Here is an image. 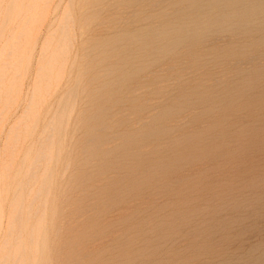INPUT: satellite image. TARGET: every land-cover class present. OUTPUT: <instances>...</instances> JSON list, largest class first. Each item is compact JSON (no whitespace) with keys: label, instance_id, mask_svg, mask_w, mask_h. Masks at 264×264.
<instances>
[{"label":"rangeland","instance_id":"1","mask_svg":"<svg viewBox=\"0 0 264 264\" xmlns=\"http://www.w3.org/2000/svg\"><path fill=\"white\" fill-rule=\"evenodd\" d=\"M13 1L0 0V14H4L9 10L8 8L11 6L9 3L11 2L12 8ZM23 1L20 2L23 3ZM38 1H45V3L40 2L37 6L38 3L36 4L33 0L34 5L31 0H25V5L28 4L27 7L24 6L25 8H23L20 2H15L18 6L15 5L18 8L20 7L19 10L23 8L25 13V9L29 6L36 9V11L37 7L40 10L37 13L34 12L38 16L39 26L43 27L41 28V40L39 39V42H41H38L37 46V55L41 54L40 56H43L42 60L40 57V67L42 69L45 67V69L40 76L44 75L45 77H43V80L40 76L34 78L38 60L32 62L29 60L28 62L30 56L28 54L23 64L28 67L33 63V65H30L31 69L29 68L32 73H28V70L26 72V68L22 64L20 72L22 70L23 79L20 80L17 77L18 79L16 78L17 81H15L19 85L16 82L14 84L15 87H22V89L17 88L20 95H18V91L14 86H11L10 91L5 87L2 90L0 89V98L5 99L6 105L5 107L3 105L4 100L0 99V102L2 101L0 113L5 109L0 114V215H2L0 216V227L2 226L0 228V247H3L0 248V264H21L22 259H25L22 264H35L36 261L38 264H264V33L256 30L262 27L251 26L249 29L246 28L235 33L196 35L192 39L182 40L176 45L171 44L169 47H164L161 42L152 38L155 36L153 32L157 33L156 31L165 30L163 27L169 25L180 24L179 26H181L189 21L191 14L186 15L187 12H185L188 7L186 1L189 0H169V3L167 0H163V2H161L162 0H153V2L152 0H72V2H68L71 0H62V4L60 0H47L48 3L46 0H36V2ZM193 1L201 2L203 0ZM57 2L63 6L58 7ZM157 2H159V5ZM70 3L71 5L73 3V5L71 6ZM137 3L139 5L135 6ZM149 3L154 6L156 3L154 8L158 7V9L156 8L157 11L150 7ZM17 7L13 8L16 9L15 11L7 12L8 15L5 13L6 17L2 14L4 19L0 16V28L9 24L10 20L12 24V18L18 15V12H16L19 11ZM41 8L46 14L41 11ZM112 8H116L115 10L118 11L119 16L114 13L116 11H113ZM181 8L183 12H181ZM45 9H47V12ZM80 9L82 10L81 13L85 12L83 14L85 17L81 15ZM176 9L179 10V12H176L177 14L174 13ZM143 10L145 11L142 12ZM52 11H56V14ZM128 13L131 17L130 15L127 16ZM139 13L140 15H138ZM9 14H13V17ZM121 14L126 16L123 17ZM81 16L87 20L81 19ZM111 16L116 18L113 19ZM132 16L135 18L132 19ZM64 17L63 22L65 23L62 22L61 26L59 24ZM7 18H9V21ZM107 18L112 19V22L109 19L108 22ZM141 18L143 20L139 22ZM46 19L49 21L47 22ZM41 20L44 22L43 25ZM127 20L128 22L132 21L133 26L131 23L126 24ZM1 21L3 22L1 23ZM134 21L137 24H134ZM52 22L54 23L52 24ZM228 22L232 24L234 19H228ZM105 23L109 24L104 27ZM139 23L141 28L138 25ZM114 24L117 25L114 27L112 26ZM49 25L52 26H50V29L53 30L50 33L53 36L47 33ZM110 25L111 28H109ZM58 26L60 27L57 29ZM102 26L103 28H101ZM117 28H119L118 31ZM44 30L46 31L44 32ZM55 30L59 34L54 33ZM119 30L121 31L119 32ZM104 31L106 34H104ZM98 33L99 35H97ZM136 35H143V37L141 40L140 38H131ZM247 36L250 39L246 38ZM43 39L48 40L44 41ZM126 39L129 46L123 43ZM47 41L52 42V44H46ZM85 41H88L89 45ZM58 43L61 45L59 46ZM132 47H135V50ZM41 48H43V51ZM126 49L130 52L129 54ZM200 49L202 50L200 51ZM44 51L48 53H42ZM152 51L156 52L153 53ZM143 52L145 55L141 54ZM117 55L120 58H117ZM50 57L51 59H49ZM158 57L162 58L159 59ZM53 59H56V62ZM50 60L53 62L51 61V63ZM27 62L29 64H26ZM46 63L47 67L45 66ZM59 63H63L62 66ZM51 64L55 66L51 67ZM88 64L90 65L87 67ZM58 66L60 67L58 68ZM53 67L55 71L52 70ZM61 67H63L62 72L59 70ZM90 69L91 71H89ZM154 69L156 70L154 71ZM148 71H150L149 74ZM53 72H56V75ZM125 72L127 73L125 74ZM192 72H195V75L189 74ZM82 73H87L88 76L86 74L83 77ZM28 74L29 79H26ZM71 74L72 76H70ZM105 74L108 76V80ZM75 75L78 76V79ZM101 76L104 78H101ZM31 77L33 78L30 79ZM53 82L54 86L52 85ZM179 82L182 83V87ZM76 83L78 84L76 85ZM72 90L75 94L70 93ZM11 91H14L15 94ZM5 92L9 97H5L4 94L1 95ZM65 92L66 95H63ZM143 92L146 93L143 94ZM73 95L75 96L74 101ZM66 96L68 98L65 102L62 99L63 97L65 99ZM13 100L16 101H14L16 104ZM35 103H38L39 106H34ZM40 104L42 105L40 106ZM124 104L127 107L123 106ZM127 104L131 106L128 107ZM67 105L69 108L72 107L73 110L69 109ZM8 106L9 109H6ZM153 106H155V109ZM109 107H111L110 110ZM59 109L66 116L63 117ZM120 112L123 113L120 114ZM250 112L251 114H249ZM22 114H26L25 118ZM127 115L129 116L127 117ZM123 117L125 118L121 119ZM104 119L105 122H103ZM119 119L121 120L118 121ZM35 120L38 124L35 123ZM140 121L142 123H139ZM48 122H51V124ZM34 123L36 126L31 128ZM129 123H132L133 125H131L134 128ZM55 124L58 125V128L54 127ZM128 124L129 126H127ZM48 125H53V127ZM28 126L31 129L27 128ZM59 128L60 130H58ZM53 131H56L57 135ZM27 133L29 136H27ZM58 135L60 136L58 137L59 140H54ZM156 135L160 136L157 137ZM61 137L66 139L64 138L63 141ZM182 138L183 141H181ZM39 140L41 146L38 144ZM101 146L104 147L105 151ZM29 147L34 151L30 150ZM106 147L107 149H105ZM40 149L45 150L44 154ZM56 150H58L57 153H55ZM108 150L111 152H108ZM108 153L110 155H107ZM35 156L40 159L36 160ZM48 157H50V160ZM28 159L29 161L32 159L33 165L36 163V166L34 165L36 168L32 166V162H29ZM55 160H58L57 164ZM22 166L23 168H21ZM31 166L33 168L31 170L34 171H28ZM37 167L41 170L38 171ZM23 171L25 172L23 173ZM29 172L32 176L29 180V182L31 181V187L29 182H24L29 178ZM35 172L39 173L36 174ZM49 174L51 177L48 176L47 179ZM45 176L46 179H43ZM10 182L13 185L16 182V188ZM21 182L22 186L19 185ZM40 182L43 183L40 184ZM21 187H25L23 189L25 198L23 196L19 197L22 194V190H19ZM17 188L19 189L17 190ZM6 190H8V193ZM25 190L29 194L27 191L26 194ZM33 192L37 195V198H35L36 195ZM42 192L44 195H42ZM12 193L16 196H11ZM45 195L47 197H44ZM29 200H31V203L28 202ZM12 202H15L17 206ZM28 204L30 208H26ZM11 210L13 212L10 214ZM12 216L16 217L13 218ZM8 217H11V219ZM17 217L18 219H16ZM8 221L10 223L14 221L15 223L13 222L14 225H11ZM40 221H43V223ZM30 227L31 229H29ZM37 227H40L39 230ZM22 230L27 231L23 233ZM20 231L21 234H19ZM19 235L21 238H19ZM23 235L27 242L22 243L24 241ZM13 238L16 242L19 239L21 242L16 243ZM31 239L33 241H30ZM29 241L32 242V248H30ZM8 243L12 246H9ZM22 246L24 250L21 249ZM25 249L27 250L25 251ZM21 250L24 255L21 254ZM29 251L31 253L28 255ZM3 253H6L7 257ZM38 253H41V255ZM27 256L28 258H26ZM4 257L8 259H4ZM26 260L30 261L27 262Z\"/></svg>","mask_w":264,"mask_h":264},{"label":"bare ground","instance_id":"2","mask_svg":"<svg viewBox=\"0 0 264 264\" xmlns=\"http://www.w3.org/2000/svg\"><path fill=\"white\" fill-rule=\"evenodd\" d=\"M8 1V0H7ZM13 1V0H12ZM20 1H22V0H20ZM20 1H18V2H20ZM30 1V0H29ZM36 4L38 3V5L37 6H39V3L40 2H44L45 3V1H38V2H36V0H33ZM47 1V0H46ZM49 1V0H48ZM48 1H47V3H48ZM52 1V0H51ZM53 1H58V0H53ZM61 1L62 0H60V3H61ZM63 1H65V0H63ZM89 1V0H88ZM97 1V0H96ZM150 1V0H149ZM166 1V0H165ZM169 0H167V2H168ZM171 1V0H170ZM169 1V2H170ZM4 2V1H3ZM2 2V3H3ZM15 2H17V1H13V7L11 8V6H12V2L11 3H9V5H11L8 9V11L7 12H9L10 11V13H11V11L13 10V11H15L16 9H13V8H15V7H17L18 5H17V3H15ZM31 2H32V0H31ZM34 2H32V4L34 3ZM68 2H72V0L71 1H68ZM67 2V3H68ZM76 2V1H75ZM94 2V1H93ZM139 3H140V1H138ZM148 2V1H147ZM152 2H153V0H152ZM161 2H163V0L161 1ZM168 2V3H169ZM175 2V1H174ZM4 3H6V2H4ZM3 3V4H4ZM27 3V2H26ZM51 3V2H50ZM58 3V7L59 6H63V5H61L59 2H57ZM159 2H157V4H158ZM171 3H173V2H171ZM17 6H16V5ZM20 4H21V6L23 7V8H25L24 6H26V5H28V4H26L25 5V0L23 1V3L22 2H20ZM19 4V5H20ZM31 4V5H32ZM115 4V3H114ZM119 4V3H118ZM135 4V3H134ZM142 4V3H141ZM150 4V3H149ZM183 4V3H182ZM186 4L188 5V7L186 8V11L185 12H187L186 13V15H189V14H191L190 15V20L189 21H186L185 23H183L181 26H179V25H176V24H174V25H169V26H166V27H163L165 30H159V32L158 31H156L157 33H155V32H153V34L155 35L154 37H152V38H154V39H156V41H158V42H161L162 44L161 45H163L164 47H169L171 44L172 45H176V44H178L179 42H181L182 40H189V39H192V37H194V36H196V35H200V36H203V35H214V34H217V33H222V34H224V33H235L236 31H242L243 29H246V28H251V26H261L262 28H258V29H256L257 30V32H260V33H264V0H203V1H201V2H195V1H193V0H189V1H186ZM34 5V4H33ZM43 5V4H42ZM45 5V4H44ZM47 5V4H46ZM68 5V4H67ZM70 5H71V3H70ZM72 5H73V3H72ZM71 5V6H72ZM105 5V4H104ZM112 5H113V3H112ZM121 5V4H120ZM137 5H139L138 3L135 5V6H137ZM159 5V4H158ZM170 5H172V4H170ZM175 5V4H174ZM4 6H5V4H4ZM69 6V5H68ZM117 6V5H116ZM125 6H126V4H125ZM130 6V5H129ZM133 6V5H132ZM141 6V5H140ZM140 6H138V7H140ZM149 6V5H148ZM155 6H156V3H155ZM153 4H150V7H155ZM166 6H168V5H166ZM27 7V6H26ZM44 7V6H43ZM51 7H52V4H51ZM111 7V6H110ZM117 7H119V6H117ZM162 7L164 8V10H165V7L162 5ZM0 8H1V6H0ZM23 8H22V10H19L20 9V7L18 8L17 7V9L19 10V11H16V12H18V15H16L15 16V18H12V24L10 23L11 22V20H10V22H9V24H10V27H9V24H7V22H6V24L7 25H3V27H1L0 28V89L2 90V88L3 87H5V88H8L7 90L8 91H10L12 88H11V86H14V84H16L17 82V80H16V78L18 77V78H20V80H22L23 78V74H22V70H21V72H20V69L22 68V66L23 67H25V64H23L24 63V61H25V59H26V57H28V54L30 55L29 57H28V62H29V60L32 62L33 60H38L37 61V65H36V69H35V75H34V78H38L40 75H41V72L45 69V67H44V69H42L41 67H40V61L42 60V57L43 56H40V55H37L38 53H37V46H38V42H39V39H40V36H42L41 35V28H43V27H41V25L39 26V22H38V16L34 13V12H38V11H40V10H38V7H37V11H36V9H34V8H31L30 6H29V8H26L25 9V11H26V13L23 11ZM36 8V7H35ZM46 8V7H45ZM90 8V7H89ZM104 8V7H103ZM122 8H123V6H122ZM130 8V7H129ZM134 8H136V7H134ZM157 9H158V7H156ZM156 8H154L155 10H156ZM170 8H173V7H170ZM11 9V10H10ZM43 8H41V11L42 12H44L43 10H42ZM53 9V8H52ZM58 9V8H57ZM92 9V8H91ZM101 9V8H100ZM109 9V8H108ZM113 9V8H112ZM116 9V8H115ZM115 9H113V11L115 10ZM128 9V8H127ZM144 9H145V7H144ZM151 9V8H150ZM166 9H168V8H166ZM175 9V8H174ZM4 10V9H3ZM46 10V12H47V9H45ZM51 10V9H50ZM55 10V9H54ZM107 10V9H106ZM135 10V9H134ZM152 10V9H151ZM155 10H154V12H155ZM160 10V9H159ZM158 10V11H159ZM181 12H183V9L181 8ZM81 9H80V13H81ZM93 11H94V9H93ZM95 11H96V9H95ZM116 11V10H115ZM128 11V10H127ZM126 11V12H127ZM145 10H143L142 12H144ZM153 11V10H152ZM157 11V10H156ZM172 11V10H171ZM175 11V10H174ZM2 12V11H1ZM7 12H5L6 14H7ZM50 12V11H49ZM53 12V11H52ZM70 12V11H69ZM99 12V11H98ZM107 12V11H106ZM105 12V13H106ZM111 12H112V10H111ZM118 11H116V12H114L115 14L117 13ZM132 12V11H131ZM137 12V11H136ZM147 12H148V10H147ZM176 12H179V10H177L176 9V11L174 12V13H176ZM5 13L3 14V15H5ZM13 13V12H12ZM15 13V12H14ZM13 13V14H14ZM26 14V16H25V14ZM33 13V14H32ZM54 14H56V11L55 12H53ZM57 13H58V11H57ZM71 13V12H70ZM73 13V12H72ZM79 13V14H80ZM122 13V12H121ZM129 13H130V11H129ZM127 14V16L129 17V15L130 14ZM133 13V12H132ZM148 13H150V11L148 12ZM153 13V12H152ZM2 14H0V16H1V18H3L2 17ZM13 14H9L10 16H12L13 17ZM16 14V13H15ZM44 14H46L45 12H44ZM43 14V15H44ZM67 14V13H66ZM65 14V15H66ZM69 14V13H68ZM74 14V13H73ZM73 14H71L72 16H73ZM83 14H85V12L84 13H81V15H83ZM86 14H87V12H86ZM103 14V13H102ZM115 14H112V15H115ZM118 14V13H117ZM116 14V15H117ZM123 14V13H122ZM121 14V15H122ZM126 14V13H125ZM124 14V15H125ZM134 14V13H133ZM143 14V13H142ZM160 14V13H159ZM164 14V13H163ZM177 14V13H176ZM179 14V13H178ZM8 15V14H7ZM40 15V14H39ZM49 15V14H48ZM64 15V16H65ZM71 15H69L70 17H71ZM115 15V16H116ZM124 15H122L123 17H124ZM138 15H140V13L138 14ZM147 15V14H146ZM167 15V14H166ZM170 15V14H169ZM172 15H174V14H172ZM185 15V14H184ZM184 15H182V16H184ZM50 16V15H49ZM51 16H52V13H51ZM50 16V17H51ZM54 16V15H53ZM61 16V15H60ZM59 16V17H60ZM68 16V17H69ZM84 16V15H83ZM117 16H119V14L117 15ZM126 16V15H125ZM143 16V15H142ZM5 17H6V15H5ZM42 17H44V16H42ZM42 17H41V19H42ZM85 17V16H84ZM84 17H82L81 16V19H83ZM88 17V16H87ZM121 17V16H120ZM128 17H127V19H128ZM130 17H131V15H130ZM144 17V16H143ZM151 17V16H150ZM156 17V16H155ZM172 17V16H171ZM178 17V16H177ZM10 19H11V17H9ZM9 18H7V20L9 21ZM47 18V17H46ZM53 18V17H52ZM51 18V19H52ZM58 18V17H57ZM61 18V17H60ZM111 18H113L112 16H111ZM116 18V17H115ZM115 18H113V19H115ZM126 18V17H125ZM133 18H135V17H133L132 16V19ZM148 18V17H147ZM154 18V17H153ZM167 18V17H166ZM176 18V17H175ZM179 18H180V16H179ZM178 18V19H179ZM4 19V18H3ZM14 19V20H13ZM50 19V18H49ZM59 19V18H58ZM68 19V18H67ZM85 19V18H84ZM99 19V18H98ZM109 18H107V20H108ZM118 19H119V17H118ZM123 19V18H122ZM144 19H145V17H144ZM151 19V18H150ZM150 19H148V20H150ZM154 19H156V18H154ZM154 19H152L153 21H154ZM187 19V18H186ZM228 19H234V23H232L231 24V22L229 23L228 22ZM6 20V19H5ZM43 20V19H42ZM41 20V21H42ZM47 20V22L49 21L48 19H46ZM57 20V19H56ZM61 20V19H60ZM63 20H65V17H64V19H62L60 22V24L59 25H61L62 24V22H63ZM71 20H72V18H71ZM85 20H87V19H85ZM110 20V19H109ZM109 20H108V22H109ZM126 20V19H125ZM136 20V19H135ZM141 20H143L142 18L140 19V21L139 22H141ZM172 20V19H171ZM44 21V20H43ZM42 21V25H43V22ZM51 21V20H50ZM111 22H112V19L110 20ZM114 21V20H113ZM122 21V20H121ZM137 21V20H136ZM173 21V20H172ZM182 21V20H181ZM181 21H179V22H181ZM185 21V20H184ZM3 21H1V23H2ZM67 22H68V20H67ZM84 22V21H83ZM87 22V21H86ZM85 22V23H86ZM104 22V21H103ZM102 22V23H103ZM110 22V23H111ZM114 22H116V21H114ZM144 22V21H143ZM151 22V21H150ZM150 22H148V23H150ZM168 22V21H167ZM176 22V21H175ZM41 23V22H40ZM54 22H52V24H53ZM57 23H59V22H57ZM63 23H65V22H63ZM84 23V24H85ZM102 23H101V25H102ZM122 23V22H121ZM128 23H133L132 21L131 22H128V20H127V23L126 24H128ZM163 23V22H162ZM171 23V22H170ZM178 23V22H177ZM4 24V23H3ZM67 24V23H66ZM68 24H69V22H68ZM82 24V23H81ZM83 24V25H84ZM88 24V23H87ZM99 24V23H98ZM97 24V25H98ZM109 23H105L103 26L105 27V25H108ZM120 24V23H119ZM134 24H137L135 21H134ZM147 24V23H146ZM151 24H153L152 22H151ZM155 24V23H154ZM157 24V23H156ZM2 25V24H1ZM46 25V24H45ZM44 25V26H45ZM82 25V26H83ZM89 25V24H88ZM91 25V24H90ZM117 24H114V25H112V26H116ZM121 25V24H120ZM123 25H125V24H123ZM139 26H140V23L138 24ZM149 25V24H148ZM50 26L51 25H49L48 26V30H47V33L48 34H51L50 32H52V30L53 29H50ZM54 26V25H53ZM62 26V25H61ZM65 26V25H64ZM99 27H100V24L98 25ZM103 26L101 27V28H103ZM119 26V25H118ZM126 26V25H125ZM132 26H133V24H132ZM138 26V27H139ZM143 26V25H142ZM144 26H145V24H144ZM52 27V26H51ZM60 26H58L57 27V29L59 28ZM123 27V26H122ZM46 28V27H45ZM98 28V27H97ZM108 28V27H107ZM109 28H111V25H110V27ZM108 28V29H109ZM140 28H141V26H140ZM73 29V28H72ZM95 30H96V28H94ZM93 29V30H94ZM118 29L119 28H117V31H118ZM122 29V28H121ZM130 29H131V25H130ZM152 29H153V27H152ZM157 29H158V27H157ZM46 30H44V32L46 31ZM62 30V29H61ZM66 30V29H65ZM67 30H68V27H67ZM66 30V31H67ZM99 30V32H101V30L100 29H98ZM113 30V29H112ZM107 31V30H106ZM111 31V30H110ZM113 31H115V30H113ZM112 31V32H113ZM121 30H119V32H120ZM122 31H124V30H122ZM131 31V30H130ZM143 31V30H142ZM151 31V30H150ZM246 31V30H245ZM102 32H103V29H102ZM105 32V31H104ZM112 32H110V33H112ZM116 32V31H115ZM115 32H113V33H115ZM131 32H135V31H131ZM6 33H8L7 35H6ZM54 33H58L57 32V30H55V32ZM109 33V34H110ZM112 33V34H113ZM117 33V32H116ZM260 33H259V35H260ZM59 34V33H58ZM61 34H62V32H61ZM68 34V33H67ZM101 34V33H100ZM103 34V33H102ZM104 34H106V32L104 33ZM108 34V33H107ZM52 35V34H51ZM50 35V36H51ZM55 35V34H54ZM97 35H99V33L97 34ZM152 35V34H151ZM234 35V34H233ZM53 36V35H52ZM58 36V35H57ZM59 36H61V35H59ZM128 36H129V34H128ZM145 36V35H144ZM227 36V35H226ZM253 36V35H252ZM63 37V36H62ZM61 37V38H62ZM121 37H124V36H121ZM125 37H126V35H125ZM143 37V35H136L135 37H131V38H137V39H139L140 38V40H141V38ZM217 37V36H216ZM44 38V37H43ZM54 38H56V37H54ZM65 38H67V37H65ZM87 38V37H86ZM130 38V37H129ZM128 38V41L130 40ZM196 38V37H195ZM208 38V37H207ZM213 38V37H212ZM246 38H249L248 36L246 37ZM260 38V37H259ZM52 39H53V37H52ZM51 39V40H52ZM59 39H60V37H59ZM72 39V38H71ZM146 39H148V38H146ZM194 39V38H193ZM202 39V38H201ZM219 39V38H218ZM223 39H224V37H223ZM228 39V38H227ZM241 39V38H240ZM250 39V38H249ZM252 39H253V37H252ZM41 40V39H40ZM44 40V39H43ZM46 40H48V39H45L44 41H46ZM53 40H55V39H53ZM57 40H58V37H57ZM66 41L68 40V39H65ZM84 40V39H83ZM234 40V39H233ZM256 40V39H255ZM262 40V39H261ZM56 41V40H55ZM108 41V40H107ZM119 41V40H118ZM132 41V40H131ZM138 41V40H137ZM152 41V40H151ZM153 41H155V40H153ZM200 41V40H199ZM206 41V40H205ZM216 41H217V39H216ZM219 41V40H218ZM257 41V40H256ZM255 41V42H256ZM41 42V41H40ZM39 42V43H40ZM60 42V41H59ZM63 42V41H62ZM86 42V44L88 43V45H89V42L88 41H85ZM85 42H83V43H85ZM103 42V41H102ZM111 42V41H110ZM115 42H117V41H115ZM127 42V39H126V41L125 42H123V43H126ZM144 42V41H143ZM142 42V43H143ZM148 42V44H150V42L149 41H147ZM227 42V41H226ZM230 42V41H229ZM235 42V41H234ZM233 42V43H234ZM237 42V41H236ZM56 43V42H55ZM82 43V44H83ZM120 43V42H119ZM132 43V42H131ZM131 43H129V44H131ZM145 43H146V41H145ZM187 43H189L188 41H187ZM209 43V42H208ZM215 43V42H214ZM44 44V43H43ZM46 44H52V42H46ZM54 44V43H53ZM103 45H105L104 43H102ZM127 44V43H126ZM125 44V45H126ZM138 44V43H137ZM184 44H186V43H184ZM196 44V43H195ZM212 44V43H211ZM257 44V43H256ZM45 45V44H44ZM58 45L60 46L61 44H59L58 43ZM85 45V44H84ZM83 45V46H84ZM95 45V44H94ZM100 45V44H99ZM107 45V44H106ZM112 45V44H111ZM152 45V44H151ZM153 45H154V43H153ZM216 45V44H215ZM231 45V44H230ZM237 45V44H236ZM42 46V45H41ZM41 46H39V47H41ZM46 46V45H45ZM54 46H55V44H54ZM59 46H58V49H59ZM83 46H81V47H83ZM86 46V45H85ZM118 46V45H117ZM123 46V45H122ZM127 46H129L128 44H127ZM126 46V47H127ZM134 46V45H133ZM205 46V45H204ZM224 46V45H223ZM242 46V45H241ZM87 47V46H86ZM107 47H108V45H107ZM113 47V46H112ZM116 47V46H115ZM153 47V46H152ZM159 47V46H158ZM190 47V46H189ZM207 47V46H206ZM209 47V46H208ZM237 47V46H236ZM54 48V47H53ZM100 48V47H99ZM102 48V47H101ZM129 48V47H128ZM134 48V49H133ZM145 48V47H144ZM147 48H148V46H147ZM156 48H157V45H156ZM210 48V47H209ZM215 48V47H214ZM253 48V47H252ZM42 49V51H43V48H41ZM45 49V48H44ZM82 49V48H81ZM85 49V48H84ZM132 49L133 50H135V47H132ZM131 49V50H132ZM171 49V48H170ZM187 49V48H186ZM185 49V50H186ZM199 49V48H198ZM211 49V48H210ZM233 49V48H232ZM40 50V49H39ZM56 50H57V48H56ZM95 50H96V48H95ZM103 50V49H102ZM110 50V49H109ZM111 50H112V48H111ZM110 50V51H111ZM127 50V49H126ZM132 50V51H133ZM161 50V49H160ZM182 51H183V49H181ZM193 50V49H192ZM197 50V48L195 49V51ZM202 49H200V51H201ZM219 50V49H218ZM221 50V49H220ZM46 51H47V49H46ZM46 51H44V52H42V53H45ZM63 51V50H62ZM91 51V49L89 50V52ZM97 51V50H96ZM99 51V50H98ZM139 51V50H138ZM148 51H150V50H148ZM251 51V50H250ZM263 51V50H262ZM39 52V51H38ZM88 52V53H89ZM100 52V51H99ZM108 52V51H107ZM127 52H128V50H127ZM137 52V51H136ZM135 52V53H136ZM153 53H155L154 51H152ZM163 52H165V51H163ZM190 52V51H189ZM48 52H46V54H47ZM63 53H65L64 51H63ZM97 53V52H96ZM130 52H128V54H129ZM150 53V52H149ZM166 53V52H165ZM198 53V52H197ZM210 53V52H209ZM256 53H258L257 51H256ZM85 54V53H84ZM103 54V53H102ZM141 54H144V52L143 53H141ZM150 54H152V53H150ZM206 54V53H205ZM251 54H253V53H251ZM45 55V54H44ZM91 55V54H90ZM108 55V54H107ZM119 55V54H118ZM117 55V58L119 57ZM134 55V54H133ZM138 55V54H137ZM145 55V54H144ZM193 55V54H192ZM223 55H224V53H223ZM226 55H227V53H226ZM229 55V54H228ZM39 56V57H38ZM60 56V55H59ZM89 56V55H88ZM132 56V55H131ZM136 56V55H135ZM189 56V55H188ZM218 56V55H217ZM38 57V58H37ZM40 57H41V60H40ZM45 58H46V55L44 56ZM61 57V56H60ZM85 57V56H84ZM115 57V56H114ZM134 57V56H133ZM136 57H138V56H136ZM144 57V56H143ZM148 57H150V56H148ZM154 57V56H153ZM177 57V56H176ZM201 57V56H200ZM210 58H211V56H209ZM254 57V56H253ZM257 57V56H256ZM256 57H255V59H256ZM53 58V57H52ZM105 58V57H104ZM120 58V57H119ZM146 58V57H145ZM159 59L160 58H162V57H158ZM157 58V59H158ZM181 58H182V56H181ZM206 58V57H205ZM221 58V57H220ZM234 58V57H233ZM251 58V57H250ZM49 59H51V57L49 58ZM81 59V58H80ZM86 59H87V57H86ZM93 59V58H92ZM108 59V58H107ZM155 59V58H154ZM176 59H178V58H176ZM219 59V58H218ZM246 59V58H245ZM262 59V58H261ZM54 60V59H53ZM56 60V59H55ZM54 60V62H56ZM74 60V59H73ZM94 60V59H93ZM110 60V59H109ZM131 60V59H130ZM136 60V59H135ZM166 60V59H165ZM202 60H205V59H202ZM211 60H212V58H211ZM237 60V59H236ZM249 60V59H248ZM251 60V59H250ZM257 60V59H256ZM264 60V59H263ZM263 60H262V63H263ZM52 60H50V62H51ZM68 61V60H67ZM117 61H119V60H117ZM122 61V60H121ZM144 61V60H143ZM185 61V60H184ZM192 61V60H191ZM207 61V60H206ZM214 61V60H213ZM221 61V60H220ZM255 61V60H254ZM26 63V64H29V63ZM53 62V61H52ZM51 62V63H52ZM65 62V61H64ZM70 62V61H69ZM71 62H73V61H71ZM74 62H76V61H74ZM128 62V61H127ZM198 62V61H197ZM205 62V61H204ZM203 62V63H204ZM229 62V61H228ZM231 62H234V61H231ZM237 62V61H236ZM238 62H239V60H238ZM247 62V61H246ZM250 62H252V61H250ZM43 63V62H42ZM47 63H48V61H47ZM47 63L45 64V66L47 65ZM68 63V62H67ZM154 63V62H153ZM222 63V62H221ZM227 63V62H226ZM23 64V65H22ZM44 64V63H43ZM56 64V63H55ZM59 64H61V63H59ZM63 64V63H62ZM62 64H61V66H62ZM69 64V63H68ZM119 64V63H118ZM127 64V63H126ZM229 64V63H228ZM238 64V63H237ZM241 64V63H240ZM30 65H33V63L32 64H30ZM30 65H28V67L26 66L25 68H26V72H27V70H28V73L29 72H31V71H29L31 68V66ZM54 65V64H53ZM52 64H51V67L53 66ZM57 65H58V62H57ZM64 65H66V64H64ZM90 64H88L87 65V67L89 66ZM114 65V64H113ZM132 65V64H131ZM166 65V64H165ZM230 65V64H229ZM234 65H235V63H234ZM248 65V64H247ZM246 65V66H247ZM256 65H258L257 63H256ZM48 66V65H47ZM46 66V67H47ZM55 66V65H54ZM68 66V65H67ZM116 66V65H115ZM158 66V65H157ZM251 66V65H250ZM60 66H58V68H59ZM161 67V66H160ZM195 67V66H194ZM252 67V66H251ZM30 68V69H29ZM63 67H61L59 70H61ZM116 68V67H115ZM119 68V67H118ZM136 68V67H135ZM161 68H163V67H161ZM176 69H177V67H175ZM234 68H235V66H234ZM24 69V68H23ZM33 69V68H32ZM49 69V68H48ZM52 69V68H51ZM78 69H80V68H78ZM107 69V68H106ZM179 69V68H178ZM230 69H232V68H230ZM50 70V69H49ZM53 71H55V68L53 67V69H52ZM52 70H51V72H52ZM58 70V71H59ZM108 70V69H107ZM110 70V69H109ZM124 70H126V69H124ZM134 70V69H133ZM156 69H154V71H155ZM87 71V70H86ZM89 71H91V69L89 70ZM89 71H87V72H89ZM93 71V70H92ZM103 71V70H102ZM104 71H106V70H104ZM113 71V70H112ZM169 72H170V70H168ZM174 71H176V70H174ZM44 72V71H43ZM61 72H62V70H61ZM107 72V71H106ZM149 72L150 71H148V74H149ZM152 72V71H151ZM172 72V71H171ZM186 72V71H185ZM189 72V71H188ZM23 73H24V70H23ZM32 73V72H31ZM54 73V72H53ZM109 73H112V72H109ZM115 73H116V71H115ZM119 73H121V72H119ZM127 72H125V74H126ZM131 73V72H130ZM156 73V72H155ZM160 73V72H159ZM195 73V72H194ZM193 72L192 73H189V74H191V75H195ZM25 74V73H24ZM27 74V73H26ZM55 75H56V72L54 73ZM53 74V75H54ZM87 73H82V75H83V77H84V75H86ZM124 74V73H123ZM147 74V75H148ZM163 74V73H162ZM52 74L50 73V76H51ZM55 75H54V77H55ZM59 75H60V77H61V74H60V72H59ZM78 75V74H77ZM106 75V74H105ZM109 75V74H108ZM121 75V74H120ZM154 75V74H153ZM170 75V74H169ZM168 75V76H169ZM179 75V74H178ZM185 75H187V74H185ZM190 75V76H191ZM259 75H261L260 73H259ZM28 77H26V79H29V74L27 75ZM32 76H33V74H32ZM70 76H72V74L70 75ZM70 76H69V79H70ZM74 76V75H73ZM87 76H88V74H87ZM145 76V75H144ZM156 76V75H155ZM42 77V80H43V77H45L44 75L43 76H40V78ZM59 77V78H60ZM75 77L78 79V76H76L75 75ZM83 77H82V79H83ZM98 77V76H97ZM107 75H106V79H107ZM110 77V76H109ZM133 77V76H132ZM146 77V76H145ZM148 77V76H147ZM181 77V76H180ZM183 77V76H182ZM17 78V79H18ZM22 78V79H21ZM33 77H31L30 79H32ZM39 78V79H40ZM52 79H53V77H51ZM58 78V77H57ZM73 78V77H72ZM76 78H74V79H76ZM101 78H104V77H102L101 76ZM114 78V77H113ZM131 78V77H130ZM142 78V77H141ZM223 78V77H222ZM257 78V77H256ZM60 79H62V78H60ZM76 79V80H77ZM80 79V78H79ZM93 79V78H92ZM126 79V78H125ZM154 79V78H153ZM180 79V78H179ZM16 80V81H15ZM19 80V81H20ZM35 80H37V79H35ZM41 80V79H40ZM40 80H39V82H40ZM41 80V81H42ZM53 80H55V79H53ZM93 80H95V79H93ZM96 80H99V79H96ZM105 80V79H104ZM108 80V79H107ZM107 80H105L106 82H107ZM145 80H146V78H145ZM160 80V79H159ZM201 80V79H200ZM237 80H239V79H237ZM18 81V82H19ZM24 81V84H25V79L23 80ZM56 81H58V80H56ZM60 81V80H59ZM58 81V82H59ZM71 81V80H70ZM72 81L74 82V80L72 79ZM104 81V82H105ZM124 81V80H123ZM140 82H141V80H139ZM148 81V80H147ZM171 81H172V79H171ZM180 81V80H179ZM204 81H205V79H204ZM210 81V80H209ZM247 81V80H246ZM16 82V83H15ZM39 82L37 81V83L39 84ZM51 82V81H50ZM76 82V81H75ZM85 82V81H84ZM89 82V81H88ZM105 82V83H106ZM151 82V81H150ZM173 82H175V81H173ZM173 82H172V84H173ZM177 82V81H176ZM215 82V81H214ZM29 83V82H28ZM37 83H35V84H37ZM86 83H87V81H86ZM85 83V84H86ZM91 83V82H90ZM161 83V82H160ZM180 83V85H181V87L183 86L182 85V83L181 82H179ZM254 83V82H253ZM263 83V82H262ZM18 84V83H17ZM21 84V83H20ZM23 83H22V86L24 85ZM34 84V85H35ZM48 85H49V83H47ZM54 84V82L52 83V85ZM78 83H76V85H77ZM83 84V83H82ZM88 84V83H87ZM136 84V83H135ZM19 85V84H18ZM28 85V84H27ZM41 85H43V84H41ZM41 85H39V86H41ZM51 85V84H50ZM49 85V86H50ZM51 85V86H52ZM68 85H70V84H68ZM36 86V85H35ZM35 86H33V87H35ZM39 86H37V87H39ZM54 86V85H53ZM87 86V85H86ZM109 86V85H108ZM177 86H179V85H177ZM15 87V86H14ZM19 86H16L15 88H16V90H17V88H18ZM98 87V86H97ZM105 87H106V85H105ZM142 87V86H141ZM20 88V87H19ZM18 88V89H19ZM27 88V87H26ZM47 88V87H46ZM70 88V87H69ZM81 88V87H80ZM84 88V87H83ZM92 88V87H91ZM136 88V87H135ZM174 88V87H173ZM177 88V87H176ZM232 88V87H231ZM10 89V90H9ZM14 89V88H13ZM20 89H22V87L20 88ZM34 89V88H33ZM41 89H42V87H41ZM104 89V88H103ZM118 89V88H117ZM161 89V88H160ZM185 89V88H184ZM230 89V88H229ZM5 91H6V89H4ZM27 90H28V88H27ZM66 91H67V88L65 89ZM69 90V89H68ZM77 90V89H76ZM95 90V89H94ZM129 90V89H128ZM127 90V91H128ZM219 90V89H218ZM18 91V90H17ZM22 91V90H21ZM24 91V90H23ZM36 91H37V88H36ZM80 91V90H79ZM82 91V90H81ZM100 91V90H99ZM134 91H136V90H134ZM148 91V90H147ZM146 91V92H147ZM153 91V90H152ZM152 91H149V92H152ZM2 92H4V91H2ZM11 92H13L14 94H15V92L14 91H11ZM10 92V93H11ZM73 93V90L72 91H70V93ZM91 92V91H90ZM96 92V91H95ZM102 92V91H101ZM125 92V91H124ZM137 92H139V91H137ZM146 92H143V94H145ZM0 93H1V91H0ZM9 93V92H8ZM142 93V92H141ZM162 93H164V92H162ZM227 93H229V92H227ZM5 95V97L7 96V93L5 92V93H2L1 95ZM69 94V93H68ZM67 94V95H68ZM73 94H75V92L73 93ZM89 94V93H88ZM100 94V93H99ZM134 94H135V92H134ZM224 94V93H223ZM12 95V94H11ZM18 95H20L19 94V91H18ZM63 95H66V92H65V94H63ZM116 95V94H115ZM119 95H120V93H119ZM125 95H126V93H125ZM138 95H140V94H138ZM148 95H150V94H148ZM167 95V94H166ZM15 96V95H14ZM17 96V95H16ZM70 96H71V94H70ZM74 96V95H73ZM94 96V95H93ZM122 96V95H121ZM4 97V96H3ZM7 97H9V96H7ZM18 97V96H17ZM30 97H31V95H30ZM97 97V96H96ZM119 97V96H118ZM185 97V96H184ZM217 97V96H216ZM228 97V96H227ZM232 97V96H231ZM251 97V96H250ZM11 98V97H10ZM15 98V97H14ZM21 98V97H20ZM20 98H18V99H20ZM60 98V97H59ZM66 98H68L67 96L65 97V99H64V97H63V101H65L66 102ZM74 98H75V96L73 97V101H74ZM80 98V97H79ZM104 98V97H103ZM112 99L114 98V96L113 97H111ZM140 98V97H139ZM138 98V99H139ZM146 98V97H145ZM157 98V97H156ZM159 98V97H158ZM1 100H4V103H3V105H5V99H2V97L0 98ZM34 99V98H33ZM32 99V100H33ZM78 99V98H77ZM85 99V98H84ZM151 99V98H150ZM164 99V98H163ZM8 100V99H7ZM22 100V99H21ZM109 100V99H108ZM123 100V99H122ZM148 100H149V98H148ZM147 100V101H148ZM193 100V99H192ZM9 101V100H8ZM15 100H13V102H14ZM43 101V100H42ZM63 101H62V103H63ZM140 101V100H139ZM150 101V100H149ZM148 101V102H149ZM160 101H161V98H160ZM2 102V101H1ZM0 102V104H2ZM16 102V101H15ZM14 102V103H15ZM18 102H19V100H18ZM17 102V103H18ZM30 102V101H29ZM38 102V101H37ZM57 102V101H56ZM68 102V101H67ZM71 102V101H70ZM76 102V101H75ZM74 102V103H75ZM187 102V101H186ZM245 102V101H244ZM7 103V102H6ZM10 103V102H9ZM14 103H13V105H14ZM21 103H22V101H21ZM33 103V102H32ZM42 103V102H41ZM44 103V102H43ZM12 104V103H11ZM16 104V103H15ZM19 104V103H18ZM34 104V103H33ZM32 104V105H33ZM47 104V103H46ZM100 104V103H99ZM115 104V103H114ZM141 104V103H140ZM154 104H156L155 102H154ZM7 105H8V103H7ZM39 106V104L37 103H35V105L34 106ZM42 104H40V106H41ZM59 105H61V104H59ZM74 105V104H73ZM96 105H98V104H96ZM128 105V104H127ZM130 105V104H129ZM129 105H128V107H129ZM135 105V104H134ZM136 105H137V103H136ZM139 105V104H138ZM176 105V104H175ZM33 106V107H34ZM62 106V105H61ZM65 107H66V105H64ZM71 106V105H70ZM123 106H126L125 104L123 105ZM131 106V105H130ZM152 106V105H151ZM1 107V106H0ZM5 107H6V105H5ZM19 107V106H18ZM45 107V106H44ZM63 107V106H62ZM67 107L69 108V106L67 105ZM127 107V106H126ZM141 107V106H140ZM154 107V109H155V106H153ZM4 108V107H3ZM12 108V107H11ZM50 108V107H49ZM72 108V107H71ZM71 108H69V109H71ZM74 108V107H73ZM110 108L111 107H109V110H110ZM125 108V107H124ZM139 108V107H138ZM160 108V107H159ZM178 108V107H177ZM6 109H9V106H8V108H6ZM13 109V108H12ZM62 109V108H61ZM61 109H59V111H60V113H61ZM65 109V108H64ZM101 109V108H100ZM104 109V108H103ZM150 109V108H149ZM3 110V109H2ZM5 110V109H4ZM4 110H3V112H4ZM58 110V109H57ZM71 110H73V109H71ZM106 110V109H105ZM160 110V109H159ZM28 111V110H27ZM64 111V110H63ZM157 111V110H156ZM183 111H184V109H183ZM186 111V110H185ZM242 111V110H241ZM253 111V110H252ZM257 111V110H256ZM1 112V111H0ZM2 112V113H3ZM10 112V111H9ZM23 112H24V110H23ZM99 112V111H98ZM101 112V111H100ZM127 112H129V111H127ZM224 112V111H223ZM236 112V111H235ZM239 112V111H238ZM2 113H0V114H2ZM18 113H20V112H18ZM57 113V112H56ZM65 113H66V109H65ZM107 113H108V111H107ZM114 113H115V111H114ZM123 113V112H122ZM121 112H120V114H122ZM167 113V112H166ZM188 113H190V112H188ZM211 113V112H210ZM232 113V112H231ZM16 114V113H15ZM28 114H30L29 112H28ZM27 114V115H28ZM48 114V113H47ZM62 115L64 114L63 112L61 113ZM68 114V113H67ZM193 114V113H192ZM249 114H251V112L249 113ZM248 114V115H249ZM17 115H19V114H17ZM21 115V114H20ZM23 115V114H22ZM25 115L26 114H24L23 116V118H25ZM91 115H93V114H91ZM99 115V114H98ZM111 115V114H110ZM130 115V114H129ZM129 115H127V117L129 116ZM153 115V114H152ZM46 116H48V115H46ZM45 116V117H46ZM53 116V115H52ZM55 116V115H54ZM64 116H66V115H63V117ZM69 116V115H68ZM82 117H83V115H81ZM85 116V115H84ZM88 116V115H87ZM228 116V115H227ZM235 116V115H234ZM237 116V115H236ZM15 117V116H14ZM82 117H80V118H82ZM105 117V116H104ZM112 117V116H111ZM126 117V116H125ZM125 117H123V118H121V119H124ZM144 117V116H143ZM156 117V116H155ZM221 117V116H220ZM22 118V117H21ZM200 118V117H199ZM235 118V117H234ZM264 118V117H263ZM262 118V119H263ZM27 119V118H26ZM51 119H53V118H51ZM51 119H50V121H51ZM56 119V118H55ZM65 119V118H64ZM77 119V118H76ZM75 119V120H76ZM87 119V118H86ZM105 119H107V118H105ZM105 119H104V121L103 122H105ZM110 119H112V118H110ZM121 119H119L118 121H120ZM10 120V119H9ZM19 120H20V118H19ZM23 120V119H22ZM70 120V119H69ZM82 120V119H81ZM113 120V119H112ZM142 120V119H141ZM144 120H146V119H144ZM178 121H179V119H177ZM251 120V119H250ZM40 121H41V119H40ZM58 121V120H57ZM57 121H55V122H57ZM66 121V120H65ZM138 121V120H137ZM24 122H26V121H24ZM37 122V120H35V123ZM81 122V121H80ZM102 122V123H103ZM111 122V121H110ZM117 122V121H116ZM134 122V121H133ZM181 122V121H180ZM17 123V122H16ZM21 123V122H20ZM35 123H34V125H32V127L31 128H34L36 125H35ZM49 123V122H48ZM76 123V122H75ZM112 123H113V121H112ZM137 123V122H136ZM139 123H142L141 121L139 122ZM206 123V122H205ZM215 123V122H214ZM238 123V122H237ZM244 123V122H243ZM37 124H38V122H37ZM49 124H51V122L49 123ZM59 124V123H58ZM67 124V123H66ZM69 124V123H68ZM67 124V125H68ZM79 124V123H78ZM104 124V123H103ZM123 124V123H122ZM130 124V123H129ZM129 124L127 125V126H129ZM132 124V123H131ZM130 124V126L131 127H133L132 125ZM209 124V123H208ZM221 124V123H220ZM18 125V124H17ZM29 125V124H28ZM60 125V124H59ZM107 125V124H106ZM112 125V124H111ZM143 125V124H142ZM177 125V124H176ZM182 125H183V123H182ZM12 126V125H11ZM34 126V127H33ZM47 126V125H46ZM45 126V127H46ZM49 126V125H48ZM50 126H52L53 127V125H50ZM49 126V127H50ZM126 126V127H127ZM134 126H136V124H134ZM54 127H57L58 128V125L56 126V124L54 125ZM103 127V126H102ZM136 127H138V126H136ZM136 127H135V129H136ZM13 128H14V126H13ZM27 128H29V129H31L30 128V126H28ZM117 128V127H116ZM115 128V129H116ZM128 128V127H127ZM134 128V127H133ZM133 128H129V129H133ZM143 128V127H142ZM172 128V127H171ZM11 129V128H10ZM44 129H46V128H44ZM52 129V128H51ZM114 129V128H113ZM123 129V128H122ZM124 129H126V128H124ZM12 130V129H11ZM49 130V129H48ZM48 130H46V131H48ZM58 130H60V128L58 129ZM66 130V129H65ZM103 130V129H102ZM128 130V129H127ZM170 131H171V129H169ZM168 130V131H169ZM34 131V130H33ZM46 131H45V133H46ZM57 131V130H56ZM55 131V132H56ZM62 131V130H61ZM87 131H88V129H87ZM106 131V130H105ZM123 131V130H122ZM126 131V130H125ZM129 131V130H128ZM127 131V132H128ZM140 131H141V129H140ZM8 132V131H7ZM54 132V131H53ZM54 132V133H55ZM59 132V131H58ZM29 133V132H28ZM28 133H27V136H29L28 135ZM44 133V134H45ZM49 133V132H48ZM60 133V132H59ZM73 133V132H72ZM103 133V132H102ZM64 134V133H63ZM76 134V133H75ZM89 134V133H88ZM9 135V134H8ZM7 135V136H8ZM55 135H57L56 133H55ZM54 135V136H55ZM59 135H62V134H59ZM56 136V138L54 139V140H56V139H58L59 140V138L58 137H60V136ZM72 135V134H71ZM146 135V134H145ZM153 135V134H152ZM158 135V134H157ZM156 135V136H157ZM164 135V134H163ZM31 136V135H30ZM49 136V135H48ZM51 136H52V134H51ZM50 136V137H51ZM65 136V135H64ZM113 136H114V134H113ZM118 136V135H117ZM149 136V135H148ZM151 136V135H150ZM160 136V135H159ZM159 136H157V137H159ZM18 137V136H17ZM16 137V138H17ZM44 137V136H43ZM116 137V136H115ZM122 137V136H121ZM141 137V136H140ZM152 137V136H151ZM163 137V136H162ZM52 138V137H51ZM62 138V137H61ZM65 138V137H64ZM64 138H62L63 139V141H64ZM117 138V137H116ZM8 139V138H7ZM62 139H61V141H62ZM66 139V138H65ZM104 139V138H103ZM108 139V138H107ZM111 139V138H110ZM151 139V138H150ZM220 139V138H219ZM48 140V139H47ZM51 140V139H50ZM58 140H57V142H58ZM71 140H73L72 138H71ZM101 140V139H100ZM99 140V141H100ZM112 140H114V139H112ZM142 140H143V138H142ZM181 140V139H180ZM52 141V140H51ZM92 141H94V140H92ZM181 141H183V138H182V140ZM39 142V143H38ZM38 142H35V143H38L39 145H40V140L38 141ZM49 142V141H48ZM56 141H55V143H57ZM89 142V141H88ZM91 142V141H90ZM89 142V143H90ZM113 142V141H112ZM171 142V141H170ZM169 142V143H170ZM204 142V141H203ZM52 143H54L53 141H52ZM108 143V142H107ZM49 144H51V143H49ZM49 144H48V146H49ZM63 144V143H62ZM61 144V147L63 146ZM86 144V143H85ZM104 144V143H103ZM109 144H111V143H109ZM120 144V143H119ZM125 144V143H124ZM167 144V143H166ZM170 144H172V143H170ZM183 144V143H182ZM187 144V143H186ZM213 144V143H212ZM56 145V144H55ZM105 145V144H104ZM112 145V144H111ZM123 145V144H122ZM31 146V145H30ZM35 146H36V144H35ZM41 146V145H40ZM44 146V145H43ZM42 146V147H43ZM47 146V145H46ZM51 146V145H50ZM59 146V145H58ZM58 146H56V147H58ZM132 146V145H131ZM189 146V145H188ZM34 147V146H33ZM37 147H39V146H37ZM41 147V148H42ZM52 147V146H51ZM98 147V146H97ZM102 147V146H101ZM116 147V146H115ZM177 147V146H176ZM183 147V146H182ZM191 147V146H190ZM35 148V147H34ZM100 148V147H99ZM103 148V150H104V147H102ZM101 148V149H102ZM29 149L30 150H32L30 147H29ZM44 149V148H43ZM48 149V148H47ZM57 149H59V147L57 148ZM61 149V148H60ZM100 149V150H101ZM105 149H107V147L105 148ZM132 149V148H131ZM181 149H183V148H181ZM36 150V149H35ZM38 150V149H37ZM40 150H42V149H40ZM52 150V149H51ZM54 150V149H53ZM202 150V149H201ZM32 151H34V150H32ZM39 151V150H38ZM43 151V150H42ZM45 151V150H44ZM44 151H43V154H44ZM57 151L58 150H56L55 151V153H57ZM105 151V150H104ZM103 151V152H104ZM60 152V151H59ZM63 152V151H62ZM95 152V151H94ZM108 152H111V151H109L108 150ZM119 152H121V151H119ZM199 152V151H198ZM31 153V152H30ZM33 153V152H32ZM31 153V154H32ZM36 153V152H35ZM47 153L48 154H50L48 151H47ZM54 153V154H55ZM61 153V152H60ZM127 153V152H126ZM30 154V155H31ZM37 154V153H36ZM68 154V153H67ZM112 154V153H111ZM120 154V153H119ZM52 155V154H51ZM56 155V154H55ZM58 155V154H57ZM107 155H110L109 153L107 154ZM117 155H118V153H117ZM126 155V154H125ZM40 156V155H39ZM47 156V155H46ZM49 156V155H48ZM102 156V155H101ZM140 156V155H139ZM37 156H35L34 158H36ZM55 158H57L56 156H54ZM59 157V156H58ZM94 157V156H93ZM124 157V156H123ZM131 157V156H130ZM181 157V156H180ZM27 158H29V157H27ZM66 158H68V157H66ZM99 158V157H98ZM197 158V157H196ZM30 159V158H29ZM29 159H28V161H29ZM37 159H40L39 157L38 158H36V160ZM47 159V158H46ZM48 159L50 160V157H48ZM58 159V158H57ZM26 160V159H25ZM32 160V159H31ZM30 160V161H31ZM42 160V159H41ZM48 160V161H49ZM65 160H67V159H65ZM101 160H102V158H101ZM29 161V162H30ZM40 161V160H39ZM45 161V160H44ZM47 161V162H48ZM56 161V160H55ZM58 161V160H57ZM57 161H56V164H57ZM90 161V160H89ZM96 161H97V159H96ZM99 161V160H98ZM193 161V160H192ZM13 162V161H12ZM32 162V161H31ZM37 162V161H36ZM101 162V161H100ZM195 162V161H194ZM28 163V162H27ZM38 163V162H37ZM49 163V162H48ZM55 163V162H54ZM106 163V162H105ZM165 163V162H164ZM26 164V163H25ZM43 164V163H42ZM68 164V163H67ZM24 165V164H23ZM31 165V164H30ZM34 165L36 166V163H34ZM33 165V162H32V166H34ZM41 165V164H40ZM48 165V164H47ZM46 165V166H47ZM55 165V164H54ZM12 166H13V163H12ZM25 166V165H24ZM32 166L30 167V169L28 170V171H30L31 170V168H32ZM34 166V167H35ZM51 166V165H50ZM190 166V165H189ZM10 167V166H9ZM20 167V166H19ZM56 167V166H55ZM54 167V168H55ZM178 167V166H177ZM12 168V167H11ZM21 168H23V166L21 167ZM21 168H20V170H21ZM36 168V167H35ZM38 168V167H37ZM27 169H28V167H27ZM33 169V168H32ZM41 170V169H40ZM39 170V168H38V171H40ZM46 170V169H45ZM100 170V169H99ZM247 170V169H246ZM7 171V170H6ZM9 171V170H8ZM7 171V172H8ZM19 171V170H18ZM22 171V170H21ZM26 171V170H25ZM25 171H23V173L25 172ZM31 171H34V170H31ZM49 171H51V169H49ZM48 171V172H49ZM3 172H5L4 170H3ZM27 172V171H26ZM36 172H37V170H36ZM35 172V173H36ZM11 173V172H10ZM20 173H22V172H20ZM19 173V174H20ZM39 173V172H38ZM38 173H36V174H38ZM41 173V172H40ZM28 174H30V172L28 173ZM33 174V173H32ZM44 174V173H43ZM9 175V174H8ZM21 175H23V174H21ZM34 175V174H33ZM17 176H18V174H17ZM17 176H15L16 178H17ZM20 176V175H19ZM29 176V178H27L28 179V181H27V179H26V181L24 180V182H29V180H30V177H32L31 176V174L30 175H28ZM38 176V175H37ZM41 176V175H40ZM48 176H50V174L49 175H47V179H48ZM6 178L8 177L7 175L5 176ZM22 177V176H21ZM26 177H27V175H26ZM34 177V176H33ZM51 177V176H50ZM15 178V179H16ZM37 178V177H36ZM46 179V176L45 177H43V179ZM18 179V178H17ZM16 179V180H17ZM34 179V178H33ZM40 179V178H39ZM50 179V178H49ZM10 180V179H9ZM15 180V181H16ZM35 180V179H34ZM51 180V179H50ZM6 181V180H5ZM14 181V180H13ZM31 182V181H30ZM29 182V183H30ZM34 182V181H33ZM52 182V181H51ZM4 183V182H3ZM6 183V182H5ZM16 183V182H15ZM15 183H14V185L10 182V184H12L13 186H15V188H16V185H15ZM36 183V182H35ZM41 183H43V182H40V184ZM48 183V182H47ZM46 183V184H47ZM9 184V185H10ZM22 184V182L19 184V185H21ZM34 184V183H33ZM37 184H38V181H37ZM36 184V185H37ZM23 185H25V184H23ZM27 185V184H26ZM42 185H44V184H42ZM22 186V185H21ZM28 186V185H27ZM32 186H34V185H32ZM39 186V185H38ZM41 186V185H40ZM49 186V185H48ZM8 187V186H7ZM17 187H20V186H17ZM30 187H31V183H30ZM29 187V188H30ZM47 187V186H46ZM51 187V186H50ZM49 187V188H50ZM3 188H5V187H3ZM9 188H11V187H9ZM32 188H34V187H32ZM37 188V187H36ZM35 188V189H36ZM44 188V187H43ZM19 188H17V190H18ZM23 189H25V187L24 188H20L19 190H22V194H21V196H19L18 194V196L21 198L22 196H23V192H24V190ZM27 189H28V187H27ZM37 189H39V188H37ZM37 189H36V191H37ZM43 190V189H42ZM15 191V190H14ZM26 191L27 190H25V193H26ZM30 191H31V189H30ZM35 191V192H36ZM43 191H45V190H43ZM46 191H47V189H46ZM49 191V190H48ZM6 192L8 193V190H6ZM12 192H13V190H12ZM28 192V191H27ZM40 192V191H39ZM50 192V191H49ZM13 193H15V192H13ZM12 193V195L11 196H13V195H15V194H13ZM34 193V192H33ZM37 193V192H36ZM43 193V192H42ZM27 194V193H26ZM28 194H29V192H28ZM38 194V193H37ZM47 194V193H46ZM34 195H36L35 193H34ZM34 195H33V197H34ZM40 195V194H39ZM42 195H44V193L42 194ZM16 196V195H15ZM14 196V198H16ZM24 198H25V195L23 196ZM27 198H28V196H26ZM32 197V195L30 196V198ZM44 197H47L46 195L44 196ZM13 198V199H14ZM35 198H37V195H36V197ZM35 198H33V199H35ZM42 198V197H41ZM29 199V198H28ZM44 199V198H43ZM42 199V200H43ZM12 200V199H11ZM16 200H17V198H16ZM14 201V200H13ZM20 201V200H19ZM21 201H22V199H21ZM23 201H24V199H23ZM31 200H29L28 202H30ZM43 202H44V200H43ZM11 203V202H10ZM13 203V202H12ZM15 203V202H14ZM13 203V204H14ZM25 203V202H24ZM31 203V202H30ZM26 204V203H25ZM15 205L17 206V204L15 203ZM29 205V204H28ZM26 206V208L27 207H29L30 208V205L29 206ZM10 206H11V204H10ZM37 207H38V205H36ZM36 207V208H37ZM21 208V207H20ZM11 209V208H10ZM9 209V210H10ZM16 210V209H15ZM19 210V209H18ZM18 210H17V212H18ZM39 210H41V209H39ZM23 211H25V210H23ZM2 212V211H1ZM13 211L11 210V212H10V214L12 213ZM16 212V213H17ZM36 212V211H35ZM21 213H22V210H21ZM28 213V212H27ZM32 213V212H31ZM37 213V212H36ZM26 214V213H25ZM30 214V213H29ZM9 215V214H8ZM21 215V214H20ZM24 215V214H23ZM27 215V214H26ZM36 215V214H35ZM35 215H33V216H35ZM0 216H2V215H0ZM17 216V215H16ZM16 216H14V217H16ZM40 216H43V215H40ZM13 217V216H12ZM13 217V218H14ZM32 217V216H31ZM44 217H45V213H44ZM9 218V217H8ZM20 218V217H19ZM43 218V217H42ZM1 219V218H0ZM9 219H11V217L9 218ZM16 219H18V217L16 218ZM21 219V218H20ZM19 219V220H20ZM23 219H24V216H23ZM26 219H27V216H26ZM34 219V218H33ZM32 219V220H33ZM42 220V219H41ZM14 221H15V219H14ZM13 221V222H14ZM9 222V221H8ZM12 222V221H11ZM13 222L12 223H10L11 225H14L13 224ZM41 222V221H40ZM9 223H8V225H9ZM15 223V222H14ZM41 223H43V221L41 222ZM21 224V223H20ZM27 224V223H26ZM36 224V223H35ZM10 225V226H11ZM44 225V224H43ZM27 226V225H26ZM30 226V225H29ZM18 227V226H17ZM0 228H2V226L0 227ZM8 228V227H7ZM38 228V227H37ZM40 228V227H39ZM39 228H38V230H39ZM11 229V228H10ZM14 229V228H13ZM21 229V228H20ZM29 229H31V227L29 228ZM29 229H27V230H29ZM44 229V228H43ZM42 229V231H44ZM27 230H22V232L24 233L25 231H27ZM1 231V230H0ZM32 231V230H31ZM9 232V231H8ZM34 232V231H33ZM37 232V231H36ZM27 233V232H26ZM31 233V232H30ZM58 233V232H57ZM13 234H14V232H13ZM18 234V233H17ZM19 234H21V231H20V233ZM33 234V233H32ZM15 235V234H14ZM36 235V234H35ZM10 236H12V235H10ZM16 236V235H15ZM36 236H38V235H36ZM18 237V236H17ZM25 236L23 235V238H24ZM29 237V236H28ZM19 238H21L20 237V235H19ZM31 238V237H30ZM43 238V237H42ZM9 240H10V238H8ZM15 238H13V241H15L14 240ZM41 239V238H40ZM29 240V239H28ZM37 240V239H36ZM11 241V240H10ZM9 241V242H10ZM12 241V243H14ZM30 241H33L32 239L30 240ZM29 241V244H30V248H32L31 247V243L32 242H30ZM40 241V240H39ZM45 241V240H44ZM16 242V241H15ZM18 242H21L20 241V239L18 240ZM18 242H16V243H18ZM24 242H27V241H25V238H24V241L22 242V243H24ZM21 243V244H22ZM43 243V242H42ZM2 244V243H1ZM15 244V243H14ZM26 244V243H25ZM44 244V243H43ZM8 245L9 246H12V245H10L9 243H8ZM45 245V244H44ZM3 246H4V244H3ZM6 246V245H5ZM36 246V245H35ZM40 246H41V244H40ZM2 247V246H1ZM0 247V248H1ZM15 247V246H14ZM42 247H44V246H42ZM3 248V247H2ZM1 248V249H2ZM5 249V248H4ZM3 249V250H4ZM21 249H23V246H22V248ZM24 250V249H23ZM27 249H25V251H26ZM40 250H42V249H40ZM22 251V250H21ZM36 251V250H35ZM18 252V251H17ZM40 252V251H39ZM46 252V251H45ZM12 253H13V251H12ZM12 253H11V255H12ZM20 253V252H19ZM23 253V251L21 252V254ZM29 253H31L30 251L27 253L28 255H29ZM43 253H44V251H43ZM3 254H5L6 255V253H3ZM7 254H8V251H7ZM33 254H34V251H33ZM39 254V253H38ZM2 255V254H1ZM16 255V254H15ZM19 255V254H18ZM18 255H17V257H18ZM22 255H24V254H22ZM39 255H41V253L39 254ZM13 256V255H12ZM6 257H7V255H6ZM6 257H4V259H8L9 258V255H8V258H6ZM3 258V257H2ZM13 258V257H12ZM23 258V257H22ZM26 258H28V256L26 257ZM30 258H31V256H30ZM40 257L38 256V259H39ZM1 259V258H0ZM3 259V260H4ZM25 259H22V263H23V261H24ZM2 261V260H1ZM7 261V260H6ZM9 262L11 261V260H8ZM27 261V260H26ZM28 261H30V260H28ZM27 261V262H28ZM41 261H42V259H41ZM4 262H5V260H4ZM3 261H2V263H4ZM12 262V261H11ZM15 262H17V261H15ZM21 263V264H22ZM44 263V262H43ZM17 264V263H16ZM26 264H28V263H26ZM30 264V263H29ZM35 264H38V262L36 261V263Z\"/></svg>","mask_w":264,"mask_h":264}]
</instances>
